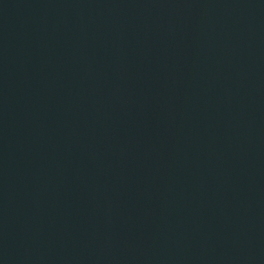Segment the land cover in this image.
<instances>
[{"label":"water","instance_id":"obj_1","mask_svg":"<svg viewBox=\"0 0 264 264\" xmlns=\"http://www.w3.org/2000/svg\"><path fill=\"white\" fill-rule=\"evenodd\" d=\"M0 264H264V0H0Z\"/></svg>","mask_w":264,"mask_h":264}]
</instances>
